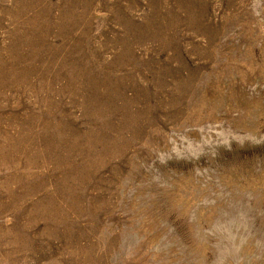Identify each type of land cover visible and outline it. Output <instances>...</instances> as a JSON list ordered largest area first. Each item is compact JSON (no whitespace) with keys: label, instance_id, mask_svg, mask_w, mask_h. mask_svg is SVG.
I'll return each instance as SVG.
<instances>
[{"label":"rangeland","instance_id":"obj_1","mask_svg":"<svg viewBox=\"0 0 264 264\" xmlns=\"http://www.w3.org/2000/svg\"><path fill=\"white\" fill-rule=\"evenodd\" d=\"M0 264H264V0H0Z\"/></svg>","mask_w":264,"mask_h":264}]
</instances>
